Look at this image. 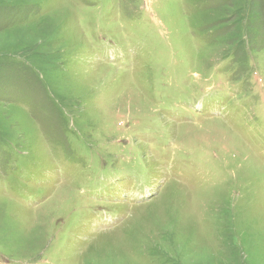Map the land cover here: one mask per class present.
<instances>
[{"label":"rangeland","instance_id":"374dc122","mask_svg":"<svg viewBox=\"0 0 264 264\" xmlns=\"http://www.w3.org/2000/svg\"><path fill=\"white\" fill-rule=\"evenodd\" d=\"M0 264H264V0H0Z\"/></svg>","mask_w":264,"mask_h":264},{"label":"bare ground","instance_id":"6f19581e","mask_svg":"<svg viewBox=\"0 0 264 264\" xmlns=\"http://www.w3.org/2000/svg\"><path fill=\"white\" fill-rule=\"evenodd\" d=\"M68 3H66V5H67ZM70 5V4H69ZM68 6V5H67ZM72 6V5H71ZM71 6H69V7H71ZM73 7V6H72ZM72 7L71 8H69V9H72ZM75 10V9H74ZM72 11V10H71ZM73 15V14H72ZM245 150V149H244ZM61 189V188H60ZM186 191V190H185ZM61 193V192H60ZM60 193H58V194H60ZM61 195V194H60ZM57 196V195H56ZM56 198V197H55ZM59 200H60V198H59ZM52 201H54V200H52ZM60 202V201H59ZM55 203V202H54ZM52 205V204H51ZM93 244V243H92Z\"/></svg>","mask_w":264,"mask_h":264}]
</instances>
